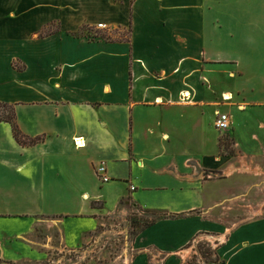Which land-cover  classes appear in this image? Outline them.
Masks as SVG:
<instances>
[{
	"label": "crops",
	"instance_id": "obj_1",
	"mask_svg": "<svg viewBox=\"0 0 264 264\" xmlns=\"http://www.w3.org/2000/svg\"><path fill=\"white\" fill-rule=\"evenodd\" d=\"M0 104L45 138L0 122V259L45 264L137 210L177 217L128 264H264V0H0Z\"/></svg>",
	"mask_w": 264,
	"mask_h": 264
},
{
	"label": "rangeland",
	"instance_id": "obj_2",
	"mask_svg": "<svg viewBox=\"0 0 264 264\" xmlns=\"http://www.w3.org/2000/svg\"><path fill=\"white\" fill-rule=\"evenodd\" d=\"M222 139L227 145L223 153L235 155L231 135L225 134ZM134 217L140 222L137 226L134 225L135 221H132ZM157 219L156 216L137 210L119 218L106 219L104 226L93 235L84 247L74 251L54 250L45 264H128L130 256L133 254L132 241L148 222ZM54 232V229L44 226L39 228L38 235L46 238L49 235H56ZM198 250L204 253L209 248L207 244H204L198 246Z\"/></svg>",
	"mask_w": 264,
	"mask_h": 264
},
{
	"label": "trees",
	"instance_id": "obj_3",
	"mask_svg": "<svg viewBox=\"0 0 264 264\" xmlns=\"http://www.w3.org/2000/svg\"><path fill=\"white\" fill-rule=\"evenodd\" d=\"M84 30L92 32V30H90V29H84ZM0 122L8 123L11 125L15 140L22 146H35V145L40 144V143L45 141L44 137L32 138V137H29L22 132V130L20 129V127L17 123L16 110H15V106H13V105L0 104ZM221 146H222V148H225L227 146L225 144L224 140L221 141ZM148 214L156 216V217H158V219L151 221V222H148V224L146 226H144L142 231L144 229L154 225L158 220L177 217V216L171 215L167 212H157V211L155 212L154 211V212H148ZM133 220L135 221L134 225H136V226L139 225L140 222L137 218L134 217V219H132V221ZM202 254H203V256L208 257L210 255V252H209V250H207V252L204 251V253H202ZM0 264H14V263L0 259Z\"/></svg>",
	"mask_w": 264,
	"mask_h": 264
},
{
	"label": "built area",
	"instance_id": "obj_4",
	"mask_svg": "<svg viewBox=\"0 0 264 264\" xmlns=\"http://www.w3.org/2000/svg\"><path fill=\"white\" fill-rule=\"evenodd\" d=\"M99 28H103V26L101 25ZM231 97L230 95L228 96H225L224 97V101H227V100H230ZM215 124H216V128L221 131V132H226V131H229V129L231 128V117L229 114L227 113H224V112H219L217 114V117H216V121H215ZM78 147H80L81 145L77 144ZM96 173L98 175V178L104 182V183H107L110 181L108 175H107V169H106V166L105 164H101L97 169H96ZM134 189V188H132Z\"/></svg>",
	"mask_w": 264,
	"mask_h": 264
}]
</instances>
